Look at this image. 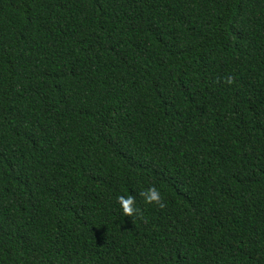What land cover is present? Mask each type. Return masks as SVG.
Returning a JSON list of instances; mask_svg holds the SVG:
<instances>
[{"label": "trees", "instance_id": "trees-1", "mask_svg": "<svg viewBox=\"0 0 264 264\" xmlns=\"http://www.w3.org/2000/svg\"><path fill=\"white\" fill-rule=\"evenodd\" d=\"M0 264H264V0H0Z\"/></svg>", "mask_w": 264, "mask_h": 264}, {"label": "clouds", "instance_id": "clouds-1", "mask_svg": "<svg viewBox=\"0 0 264 264\" xmlns=\"http://www.w3.org/2000/svg\"><path fill=\"white\" fill-rule=\"evenodd\" d=\"M140 195L144 198V201L147 203L156 202L160 206H163L160 193L154 185L149 186L146 189L142 190L140 192ZM116 199L121 207V211L124 214L130 216L133 212L138 211L137 208L135 207V200L132 195H128V196L119 195L116 197Z\"/></svg>", "mask_w": 264, "mask_h": 264}]
</instances>
